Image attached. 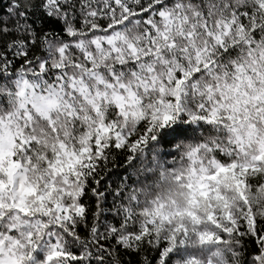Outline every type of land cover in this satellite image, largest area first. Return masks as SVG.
<instances>
[{"label": "snow or ice", "instance_id": "obj_1", "mask_svg": "<svg viewBox=\"0 0 264 264\" xmlns=\"http://www.w3.org/2000/svg\"><path fill=\"white\" fill-rule=\"evenodd\" d=\"M245 96L264 112V0H0V264H173L175 235L105 208L124 197L102 162L234 121ZM231 223L264 264V216Z\"/></svg>", "mask_w": 264, "mask_h": 264}, {"label": "trees", "instance_id": "obj_2", "mask_svg": "<svg viewBox=\"0 0 264 264\" xmlns=\"http://www.w3.org/2000/svg\"><path fill=\"white\" fill-rule=\"evenodd\" d=\"M257 107L255 101L245 96L234 121L226 118L228 114L211 122L177 120L192 129L187 139L168 145L157 138L149 140L136 153L113 151L109 159L102 162L105 171L101 187L116 195L122 193L124 200L115 201L109 195L105 208L112 209L115 203L125 202L134 223L154 221L152 227L158 230L162 239L175 235L177 247L170 253L173 264L176 258L204 260L208 264L209 260L221 256L222 247L227 254L223 264H245L248 252L234 249L235 236L225 234L224 229L233 227L232 220L240 223L242 217L264 216V140L252 131L247 139L234 135L236 123L250 120L252 111L257 120L264 119L260 116L264 112L258 113ZM248 127L256 129L257 123ZM129 155H134L135 159L129 162ZM176 181L184 182L183 186L190 190L189 203L198 210L188 208L177 213L181 217L187 215L190 218L188 224L173 223L167 215L160 218L159 210L165 207L162 197L174 191ZM233 190L239 197L236 203L229 198ZM103 218L119 223V218L112 212H106ZM79 232L84 238L88 236V230L83 226ZM110 243L115 244V241ZM245 248L251 251L255 245L247 241ZM118 252L121 264H142L141 255H150L148 251L138 255L120 248Z\"/></svg>", "mask_w": 264, "mask_h": 264}, {"label": "clouds", "instance_id": "obj_3", "mask_svg": "<svg viewBox=\"0 0 264 264\" xmlns=\"http://www.w3.org/2000/svg\"><path fill=\"white\" fill-rule=\"evenodd\" d=\"M260 116L264 117V113H260ZM253 122L257 123V128L250 130L248 125ZM45 127L46 126L43 121L38 122L37 124L38 129H44ZM250 131L255 132L259 139L264 140V119L257 120V115L255 111L251 112L250 120L245 119L243 123H239V122L236 123L234 135L244 136L247 139ZM252 147L255 148V144H253ZM183 185H184L183 181H176L174 191L171 194L162 197V200L165 203V207L159 210L161 219L167 215L171 217L173 223L184 222L185 224H188L190 218L187 215L181 217L177 215V213L184 212L188 208H192L193 211H198L195 207H193L189 203L191 198L190 190L186 189ZM222 187H224V185H222ZM229 198L230 200L233 201V203H236L239 200L238 194L234 190L229 193ZM173 200L175 202H173ZM153 215H155V213H153ZM207 230H211V229H207ZM220 251H221V256L215 257L213 259V264H223V262L227 259V254L226 252L223 251V247L220 249ZM174 264H191V261L188 260L187 258L183 260L176 258L174 260ZM198 264H206V262L204 260H199Z\"/></svg>", "mask_w": 264, "mask_h": 264}]
</instances>
